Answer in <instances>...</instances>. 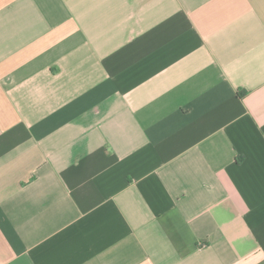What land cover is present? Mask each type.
<instances>
[{
	"label": "crops",
	"instance_id": "0c3cea01",
	"mask_svg": "<svg viewBox=\"0 0 264 264\" xmlns=\"http://www.w3.org/2000/svg\"><path fill=\"white\" fill-rule=\"evenodd\" d=\"M0 264H264V0H0Z\"/></svg>",
	"mask_w": 264,
	"mask_h": 264
},
{
	"label": "trees",
	"instance_id": "16d2710c",
	"mask_svg": "<svg viewBox=\"0 0 264 264\" xmlns=\"http://www.w3.org/2000/svg\"><path fill=\"white\" fill-rule=\"evenodd\" d=\"M242 94H241V97H244L245 95H246V93L245 92H241Z\"/></svg>",
	"mask_w": 264,
	"mask_h": 264
}]
</instances>
